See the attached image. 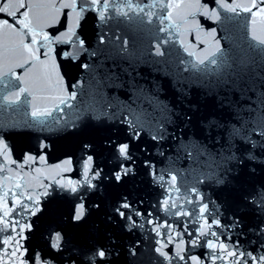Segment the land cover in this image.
<instances>
[{"label": "water", "instance_id": "1", "mask_svg": "<svg viewBox=\"0 0 264 264\" xmlns=\"http://www.w3.org/2000/svg\"><path fill=\"white\" fill-rule=\"evenodd\" d=\"M245 7L248 0H152L132 202L143 201L138 210L152 216L133 215L126 264H167L155 251L158 231L165 243L183 239L186 255H220L205 245L221 237L229 248L239 240L244 251L259 254L264 235L250 230L264 225V208L249 198L264 189V17ZM205 14L217 18L201 23ZM229 136L235 158L227 165L220 153ZM201 194L208 216L223 226L194 247ZM181 211L191 215L177 216ZM150 219L176 227L154 231Z\"/></svg>", "mask_w": 264, "mask_h": 264}, {"label": "snow or ice", "instance_id": "2", "mask_svg": "<svg viewBox=\"0 0 264 264\" xmlns=\"http://www.w3.org/2000/svg\"><path fill=\"white\" fill-rule=\"evenodd\" d=\"M98 4L100 0H95ZM8 3L9 0H0V18L3 17H19L20 13L17 12L15 14L10 13L8 11ZM216 3L223 4L224 0H216ZM250 7H245L243 10L249 13H254L258 17H264V0H248ZM205 8L210 9L212 12H215L216 9L212 8L210 5L205 4ZM216 16L203 15L202 20H215ZM64 19H66V15L61 20V25L64 23ZM5 22H10V20H6ZM19 23L20 21L17 20ZM83 23V22H82ZM82 26V24H81ZM81 43H85L83 38L81 39ZM60 58H63L62 54H60L59 50H57ZM76 63V61H72ZM82 68H86L87 65L81 64ZM66 83L69 89L72 87V83L67 81ZM238 132V130H236ZM232 140V137L229 136L226 139L224 150L220 153L221 163L230 164V162L235 158V153L231 151L229 146V141ZM5 147L8 148V151L13 152V149L8 147L5 142ZM91 145L85 144L84 149L86 153H90ZM119 157L123 158V160L132 161V156L129 153V144H119L116 146ZM50 150V145L47 141H41L40 148L38 152L33 151H23L22 157L25 161L31 159L33 163L37 160H47L48 151ZM73 157L71 155H67L65 160L68 163H71ZM13 163H20V161L13 159ZM131 164L127 165L124 163L120 164L119 170L114 171L110 179H113L119 183L122 178L127 176L129 171L131 170ZM95 165V157L93 155H86L84 160V169L82 171L81 178L76 181L69 180L68 183H64L63 179L56 180V185L58 188L62 189L63 192H67L69 195H76L81 192L85 186L91 191L95 190L97 185L94 181H98L103 172L102 168H96L93 171ZM71 170V169H69ZM62 175V173H57V176ZM89 175L91 179H89ZM155 176V173H152ZM2 187V186H0ZM18 188H22V185H17ZM52 184H39L37 188L39 190L29 192L26 189L24 190V194L20 195L18 192L13 191L9 188L7 191L0 193V264H52L50 259H44L42 257V253L38 247H30L33 245V241L35 239L36 233L39 231V218L45 213L47 209V204L45 203L49 197L53 196L55 193L52 192ZM197 190L193 189V193ZM63 192L61 194H63ZM85 199L84 195L78 196V203L74 205V211L70 220L75 223L83 219L86 214L85 208ZM200 201L199 206V216L202 218V223L199 228L196 229L197 238L193 241V246H199V236L208 234L211 231L212 236H218L219 233L215 231L216 227H221L222 221L217 218H210L208 216V212L210 210L209 203H205V198L203 194L197 197ZM250 202L254 203L258 208H264V189L258 191V194L249 198ZM26 201L30 203H25ZM195 202V201H189ZM165 208H167L168 200H164L161 202ZM214 203V202H211ZM143 205V201L139 202V206ZM99 207V205H95ZM137 206H134L128 199L127 196H123L121 198V202L117 204L115 208L116 215L120 217V219L126 218L127 210V221L129 225V230H131L132 224L135 223L133 219V215L137 218L143 219L146 215L148 217L152 216L150 211H140ZM191 215V213L177 212V216L183 215ZM20 217H23V221L21 222ZM234 220V225H242L239 222V219L236 217H232ZM148 223L155 225L156 227L153 229L156 231L158 228H174L175 225H169L167 221L163 224H158L156 220L150 219ZM142 226V225H141ZM186 227V225H185ZM255 232L256 235H264V225L260 227L259 230H250ZM189 236H192L193 233H187ZM157 235L161 237L157 241L158 247L155 249L157 253L165 258L167 264H173L174 261H178L179 264H217V261L224 260L225 264H264V242H261L259 245V254L254 251H244L240 244L239 240H236L231 248L225 240L221 237L216 241H208L205 247L212 249H220V255H213L211 258H208L204 254L201 255H186L187 247L186 242L181 239L180 241L172 240V237H169L168 243H165L163 240V232H157ZM176 236L183 237V233L177 231L175 233ZM44 239L49 241V246L53 252H60L63 250V236L60 232H53L50 236L45 234ZM229 241L232 240V236L229 235L227 237ZM250 243L256 245V241L253 240ZM173 244L174 247H170L169 245ZM182 245H184L182 247ZM133 255H135V250H132ZM101 259L105 258L106 253L103 249L99 250L98 253ZM74 264V262H73Z\"/></svg>", "mask_w": 264, "mask_h": 264}]
</instances>
